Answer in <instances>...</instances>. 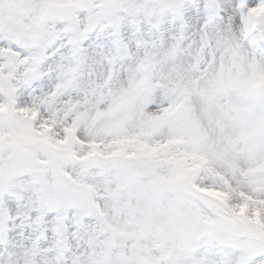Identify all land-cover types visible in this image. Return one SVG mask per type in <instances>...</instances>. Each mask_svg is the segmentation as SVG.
I'll list each match as a JSON object with an SVG mask.
<instances>
[{"label": "snow or ice", "instance_id": "6c2138e0", "mask_svg": "<svg viewBox=\"0 0 264 264\" xmlns=\"http://www.w3.org/2000/svg\"><path fill=\"white\" fill-rule=\"evenodd\" d=\"M0 264H264V0H0Z\"/></svg>", "mask_w": 264, "mask_h": 264}]
</instances>
